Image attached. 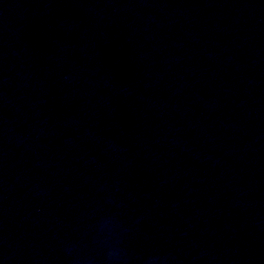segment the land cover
<instances>
[{"label":"water","instance_id":"water-1","mask_svg":"<svg viewBox=\"0 0 264 264\" xmlns=\"http://www.w3.org/2000/svg\"><path fill=\"white\" fill-rule=\"evenodd\" d=\"M264 264V0H0V264Z\"/></svg>","mask_w":264,"mask_h":264},{"label":"clouds","instance_id":"clouds-1","mask_svg":"<svg viewBox=\"0 0 264 264\" xmlns=\"http://www.w3.org/2000/svg\"><path fill=\"white\" fill-rule=\"evenodd\" d=\"M145 264H157L155 257H150L145 261Z\"/></svg>","mask_w":264,"mask_h":264}]
</instances>
